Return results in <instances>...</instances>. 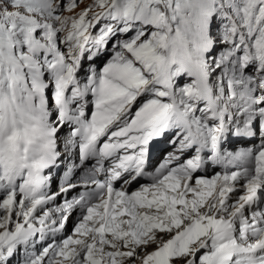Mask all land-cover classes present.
Here are the masks:
<instances>
[{"label":"snow or ice","instance_id":"obj_1","mask_svg":"<svg viewBox=\"0 0 264 264\" xmlns=\"http://www.w3.org/2000/svg\"><path fill=\"white\" fill-rule=\"evenodd\" d=\"M65 128L94 187L52 208L79 186L46 191ZM14 261L264 264V0H0V264Z\"/></svg>","mask_w":264,"mask_h":264},{"label":"bare ground","instance_id":"obj_2","mask_svg":"<svg viewBox=\"0 0 264 264\" xmlns=\"http://www.w3.org/2000/svg\"><path fill=\"white\" fill-rule=\"evenodd\" d=\"M65 137L66 136H63V135H61V133H60V140H59V145H60V150H63L64 152H62V153H65L66 155H67V150H69L70 149V147L69 148H67L66 149V144H65ZM72 158H71V155H68V160H71ZM208 173L209 172H207V173H203L202 175H206L207 174V176L210 178L211 177V175H208ZM59 190L60 189H58V190H56L55 192H53V193H56V192H59ZM62 196V195H61ZM61 196H59V201H54V202H52L50 205H53V204H55V206H49V207H52V208H55V207H57V206H59L60 204H62V202L65 200H63V201H60V198H61ZM68 199V198H67ZM76 215H78V213H76ZM75 219V216L73 217V220ZM13 264H15V261L13 262Z\"/></svg>","mask_w":264,"mask_h":264},{"label":"rangeland","instance_id":"obj_3","mask_svg":"<svg viewBox=\"0 0 264 264\" xmlns=\"http://www.w3.org/2000/svg\"><path fill=\"white\" fill-rule=\"evenodd\" d=\"M66 137H67V136H66ZM66 137H65V138H66Z\"/></svg>","mask_w":264,"mask_h":264}]
</instances>
